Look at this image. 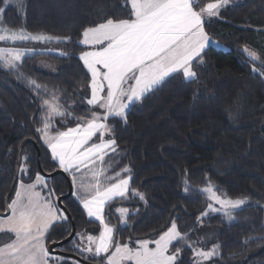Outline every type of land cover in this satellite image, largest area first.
Returning a JSON list of instances; mask_svg holds the SVG:
<instances>
[{
  "label": "trees",
  "instance_id": "1",
  "mask_svg": "<svg viewBox=\"0 0 264 264\" xmlns=\"http://www.w3.org/2000/svg\"><path fill=\"white\" fill-rule=\"evenodd\" d=\"M199 1L202 4L204 0ZM24 3V10L15 5L6 9L4 25L71 37V42L42 43L60 47L67 55L40 52L25 56L16 69L0 66V201L11 188L24 140L37 142L45 171L59 168L35 131L41 127V98L59 96L61 104L74 109V115L84 114L88 106L82 98L88 96L86 87L91 76L79 60L84 46L77 42L84 28L109 17L126 18L128 14L124 0ZM205 28L222 47L215 43L206 47L203 64L195 65L198 80L187 82L182 75H176L136 102L127 112L126 123L116 124L118 148L115 154L110 152L105 157L111 158L108 175L130 168L131 187L143 193L145 200L130 193L127 199L118 198L111 203L108 217L115 218L119 229L116 236L122 239L154 237L176 219L190 241L202 242L197 246L211 249L214 244L219 245L218 254L208 264H264V76L260 75L259 64H254L243 51L247 47L264 59V0H232L221 9L219 17L206 21ZM40 60L50 61L55 69L39 68ZM30 79L44 86L39 94L29 84ZM194 95L198 99L194 100ZM59 120L60 117L54 120L59 130L76 125L71 117L64 127ZM109 122L115 123V119ZM25 156L29 159L24 160ZM22 164L30 169L22 176L23 181L31 182L30 177L34 179L40 172L33 142L24 145ZM50 178L58 196L68 191L66 177ZM209 181L219 194L247 198L242 208L232 211L234 219L229 220L223 212L201 216L208 203L202 189ZM63 203L75 221L77 233H99V223L85 215L74 194ZM119 206L130 210L127 225H121L114 215ZM71 229L69 217L67 222L57 223L48 243L67 237ZM6 240L7 237L0 238V244ZM73 240L77 242L76 235L60 249L83 257L73 249ZM181 255L184 264H189L191 250L186 249ZM64 257L63 264H72L74 258ZM88 260L97 262L94 258Z\"/></svg>",
  "mask_w": 264,
  "mask_h": 264
},
{
  "label": "snow or ice",
  "instance_id": "2",
  "mask_svg": "<svg viewBox=\"0 0 264 264\" xmlns=\"http://www.w3.org/2000/svg\"><path fill=\"white\" fill-rule=\"evenodd\" d=\"M231 2L214 0L201 6L199 0H124L123 6L128 9L126 18L109 17L86 27L77 42L78 46L88 49L79 54V60L83 62L86 74L91 76L90 98H82L88 106L84 114L74 115V109L69 110L61 104L59 96L41 98V127L35 131L50 151L51 159L71 176L73 194L87 216L99 221L98 235L76 233L81 242L72 241L73 249L78 250L84 260L91 257L97 264H184L181 254L190 249L192 259L189 264H206L218 254L219 245L214 244L208 250L197 247L202 242L190 241L188 233L179 229L176 219H172L156 238L133 239L130 236L126 242H118L115 235L119 229L106 220L105 207L116 198L127 199L129 193L140 200H145V196L131 187L130 168L108 175L112 164L111 158L106 160L105 157L110 152L116 153V124L127 122L131 105L142 101L176 75H182L187 82L198 80L195 65L203 64L202 53L212 43L205 31V19L219 17L221 9ZM0 3L3 4L0 7V42H71V37L33 34L23 27H5L3 15L6 9L15 5L24 10L25 3L24 0H0ZM243 51L254 64H259L260 75L264 76V59L247 47ZM30 52L35 50L0 47V66L16 69ZM256 71L254 67L253 72ZM29 84L38 94L44 87L36 80L30 79ZM195 99L198 97L194 95ZM56 117H60L61 127L69 117L76 126L56 129ZM111 119H115V123H110ZM28 159L24 157V160ZM19 171L28 174L30 169L23 164ZM30 179V183L20 181L11 203L5 201V211L10 214L0 216V238L7 237L6 242L0 244V264H51V261L63 264L64 258L51 255L46 241L51 229L57 223L67 222L68 216L58 207L55 190L48 188L46 178L40 172ZM184 184L185 192L189 191L187 178ZM46 188L45 195L43 189ZM202 192L209 202L201 216L223 212L232 220V211L247 201L246 197L231 199L226 193L218 194L210 181ZM214 204L220 207L216 208ZM116 211L120 224L127 225L129 209L120 207ZM72 264L80 262L74 260Z\"/></svg>",
  "mask_w": 264,
  "mask_h": 264
},
{
  "label": "water",
  "instance_id": "3",
  "mask_svg": "<svg viewBox=\"0 0 264 264\" xmlns=\"http://www.w3.org/2000/svg\"><path fill=\"white\" fill-rule=\"evenodd\" d=\"M27 142H33L36 147H37V159H38V167H39V171L40 173L45 176V177H55L57 175H62L64 177H66L67 181H68V191L64 194H61L59 195L58 199H57V205L66 213V215L69 217L70 221H71V224H72V229H71V232L70 234L63 238V239H60V240H54L52 242L49 243V249L52 253H55V254H60V255H63V256H72L84 263H87V264H97V262H93V261H89V260H84L83 257H81L80 255H77V254H73V253H68V252H65L61 249H59V247L63 246L64 244H66L67 242L71 241L76 232H77V226L75 224V221L74 219L72 218L70 212L68 211L67 207L64 205L63 203V200H65L66 198L70 197L73 195V192H74V188L72 187V184H71V177L68 173H65L62 169L58 168V169H55L54 171H51V172H48V171H45L42 164H41V161H40V155H41V150H40V147L38 146L37 142L33 139H26L23 141V143L20 145L19 147V151H18V158H17V165H16V169H15V175H14V179H13V182H12V185H11V188L9 190V192L7 193L6 197H5V201L7 200V202L9 203V199L14 191V188L16 186V183L18 181V178H19V169H20V166H21V154H22V150H23V147L24 145L27 143ZM111 207V204L109 206V208ZM109 208H108V213H109ZM1 214H4V215H7L8 214V211H4V212H0ZM117 225V224H115Z\"/></svg>",
  "mask_w": 264,
  "mask_h": 264
},
{
  "label": "rangeland",
  "instance_id": "4",
  "mask_svg": "<svg viewBox=\"0 0 264 264\" xmlns=\"http://www.w3.org/2000/svg\"><path fill=\"white\" fill-rule=\"evenodd\" d=\"M4 25V24H3ZM5 27H8V28H11V29H18V28H16V27H10V26H7V25H4ZM29 32V31H28ZM30 33H33V34H37V33H42V32H30ZM43 34H46V33H43ZM46 35H49V34H46ZM49 36H51V35H49ZM26 42H28L27 43V45H25V46H21V45H15V43H12V42H7V43H4V42H0V47H19V48H26V49H34L35 50V52L34 53H32V52H30V53H28L27 55H32V54H35V53H40V52H57V53H59V52H62V49L60 48V47H57V46H52L51 44H42V43H48V42H39V41H26ZM17 43V42H16ZM214 43H215V45H217V46H220V47H222V44L219 42V41H217V40H214ZM26 55V56H27ZM24 58V57H23ZM22 58V59H23ZM38 67L39 68H41V69H43V70H46V71H53L54 69H55V65L53 64V63H51L50 61H48V60H40L39 62H38ZM23 165V164H22ZM21 167V166H20ZM25 173H23V172H21V171H19V178H18V181H17V183H16V186H15V188H14V191H13V193H12V195H11V197H10V199H9V203H11V200L15 197V191H16V189H17V187H18V185H19V183H20V181L21 180H23V178H22V176L24 175ZM46 178V181H47V184H48V188H51V189H54L53 188V185H52V179L51 178H47V177H45ZM53 178V177H52ZM25 183H29V182H25ZM55 190V189H54ZM47 191H48V189L46 188V189H43V194H47ZM55 194H56V197H59L58 195H57V192H56V190H55ZM219 194V193H218ZM231 199H234V198H231ZM236 199V198H235ZM209 202V201H208ZM56 203H57V200H56ZM244 205H242L240 208H242ZM121 207H125V208H128L127 206H121ZM214 207H216V208H219L220 206L218 205V204H214ZM120 208V207H119ZM129 209V208H128ZM2 210V211H1ZM1 212H4L5 211V203L1 206ZM236 210V209H235ZM129 212H130V210H129ZM118 213V212H117ZM10 214V212H8V214L7 215H9ZM119 214V213H118ZM7 215H4V214H1L0 213V216H4V217H6ZM121 225H123V224H121ZM117 226V225H116ZM166 230V229H165ZM78 233H81V232H78ZM157 237V235L156 236H154V237H149V236H145V237H140V238H149V239H151V238H156ZM77 243H80L81 241H80V238L79 237H77ZM115 239L118 241V242H126L128 239L127 238H125V239H122V237L121 236H119V237H117L116 235H115ZM133 239H136V238H133ZM85 243H86V240H85ZM47 245H49V243L47 244ZM197 247H200V246H197ZM205 250H208V249H205ZM50 253H51V255H53V256H60V255H58V254H55V253H52L51 251H50ZM61 257V256H60ZM89 259H93V258H89ZM79 261L80 262V264H87V263H84V262H82V261H80V260H78V259H73V261ZM51 264H56V261H51ZM206 264H208V262H206Z\"/></svg>",
  "mask_w": 264,
  "mask_h": 264
},
{
  "label": "crops",
  "instance_id": "5",
  "mask_svg": "<svg viewBox=\"0 0 264 264\" xmlns=\"http://www.w3.org/2000/svg\"><path fill=\"white\" fill-rule=\"evenodd\" d=\"M208 2H214V0H204L203 1V3L202 4H200V1H199V4L202 6L203 4H206V3H208ZM213 18V17H212ZM208 19L206 18L205 19V23H206V21H207ZM205 31H206V28H205ZM207 32V31H206ZM208 33V32H207ZM209 35V34H208ZM209 37H210V35H209ZM210 39H211V41H212V43H214V39H212V37H210ZM212 43H210V44H212ZM84 50H88L85 46H84V48H83V50L82 51H84ZM81 51V52H82ZM80 52V53H81ZM79 53V54H80ZM90 79H91V77H90ZM89 84H90V81H89V83H88V86L86 87V89H88V97L90 98V88H89ZM133 105H131L130 106V108L132 107ZM129 108V109H130ZM128 112V111H127ZM76 126V125H75ZM75 126H71V127H75ZM64 130H67V128L66 129H64ZM107 138V137H106ZM94 140H95V138H93ZM61 169V168H60ZM71 177V176H70ZM30 183V182H29ZM74 191H75V189H74ZM74 193V192H73ZM76 197V196H75ZM116 199H118V198H116ZM116 199H114L112 202H110V204L111 203H113ZM110 204L109 205H107L106 207H105V218H106V220L110 223V224H112V225H115V224H117V222H116V220H115V218H113L112 216H109L108 217V214L110 215L111 213H110V208H109V206H110ZM81 205V204H80ZM111 206H113V204H111ZM81 207H82V205H81ZM119 207H121V206H119ZM119 207H117L116 209H118ZM60 208V207H59ZM108 208H109V213H108ZM82 209H83V207H82ZM116 209H114V215L115 216H117V217H119V214L117 213V211H116ZM83 211H84V213H85V215L87 216V213H86V211L83 209ZM88 217V216H87ZM89 219H92L93 221H95V222H98L99 223V221H97V220H95V218H90V217H88ZM120 222V221H119ZM99 234V233H98ZM97 234V235H98ZM46 243L48 244V240L46 241Z\"/></svg>",
  "mask_w": 264,
  "mask_h": 264
},
{
  "label": "flooded vegetation",
  "instance_id": "6",
  "mask_svg": "<svg viewBox=\"0 0 264 264\" xmlns=\"http://www.w3.org/2000/svg\"><path fill=\"white\" fill-rule=\"evenodd\" d=\"M5 197H6V195H5ZM5 197L3 198V200L2 201H0V210H1V206L5 203ZM2 211V210H1ZM0 211V212H1ZM62 247V246H61ZM59 249H60V247H59ZM66 252V251H65ZM68 253H72V252H68ZM73 254H76V253H73ZM58 255H60V254H58ZM61 257H63V258H65L63 255H60ZM66 257H72V256H66ZM72 258H74V257H72ZM74 259H76V258H74Z\"/></svg>",
  "mask_w": 264,
  "mask_h": 264
}]
</instances>
